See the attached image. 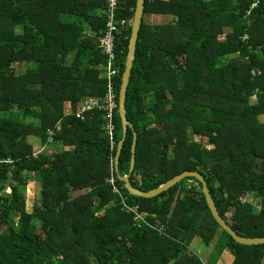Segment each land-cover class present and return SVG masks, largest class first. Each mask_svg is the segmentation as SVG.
<instances>
[{
  "label": "trees",
  "instance_id": "1",
  "mask_svg": "<svg viewBox=\"0 0 264 264\" xmlns=\"http://www.w3.org/2000/svg\"><path fill=\"white\" fill-rule=\"evenodd\" d=\"M136 3L120 0L117 10L127 22L115 41L111 148L103 111L75 113L107 91L106 0H0V264H205L195 238L231 251L232 264H264V244L222 229L197 178L151 198L120 179L150 191L198 171L236 233L264 237V0H145L126 95L133 128L116 170ZM150 14L169 20L153 26ZM28 176L41 187L31 209Z\"/></svg>",
  "mask_w": 264,
  "mask_h": 264
},
{
  "label": "water",
  "instance_id": "2",
  "mask_svg": "<svg viewBox=\"0 0 264 264\" xmlns=\"http://www.w3.org/2000/svg\"><path fill=\"white\" fill-rule=\"evenodd\" d=\"M144 8H145V0H137L135 13L132 19L131 24V37L129 40V51L127 54V59L125 63V70L122 75V84L119 91V116L121 118L122 123V129H123V136L121 141L118 144L117 147V153L115 157V168L118 170V163L119 158L121 154V150L124 144V141L126 140L127 136V130L128 127H132V124L127 119V109H126V95H127V89L130 82V76L131 71L133 67V63L136 57V49H137V42L139 37V31L141 28V24L143 21V15H144ZM136 143H137V133L134 132V139H133V145H132V158L130 163V172L133 171L135 167V152H136ZM186 177H195L197 178L202 184H203V192L205 195L206 202L210 208V211L214 217V219L217 221V223L224 229L228 234H230L233 239L241 244L246 245H257V244H264V237H245L241 236L236 233V231L226 222V220L220 215L218 208L214 202V199L210 193L209 187L207 185V182L203 175L199 173L198 171H184L176 176H174L172 179L166 181L165 183L161 184L155 189H152L150 191H142L136 187H134L130 181V175H124L121 176L120 179L125 182V187L129 191L131 195L140 196V197H146L151 198L154 196L159 195L163 191H167L175 184L179 183L181 180H183Z\"/></svg>",
  "mask_w": 264,
  "mask_h": 264
},
{
  "label": "built area",
  "instance_id": "3",
  "mask_svg": "<svg viewBox=\"0 0 264 264\" xmlns=\"http://www.w3.org/2000/svg\"><path fill=\"white\" fill-rule=\"evenodd\" d=\"M120 0H106V28L103 36L100 38L99 47L106 55L107 64L105 67V75L107 80V91L103 98L89 97L80 101L76 107L75 113L77 116L84 117V112L98 109L103 111L105 117V131L108 135L110 147L114 148L115 140V124L113 121L114 112L118 108L117 94L115 88V78L117 75L116 69V54L115 41L117 34L122 27L126 25V19H119L117 10ZM114 181L113 178L110 180ZM135 214V219H142L138 213V206H133L129 209Z\"/></svg>",
  "mask_w": 264,
  "mask_h": 264
},
{
  "label": "rangeland",
  "instance_id": "4",
  "mask_svg": "<svg viewBox=\"0 0 264 264\" xmlns=\"http://www.w3.org/2000/svg\"><path fill=\"white\" fill-rule=\"evenodd\" d=\"M146 17L147 16H145V18ZM168 20H169V18L165 17L164 21L162 19V21L151 22L152 20L150 21L147 18L146 22L149 24L151 23V24L156 25L159 22L164 24ZM69 111H71V108L68 107L67 112H69ZM262 119L264 120V117H262ZM196 139H199V137H197ZM29 141L32 144L33 151L35 153L42 150V145L36 136H29ZM60 147H64L67 149L71 148V147H65V146H60ZM28 177L30 180L28 181L25 188H23V189H24V195H25L26 200H27V208L31 209L32 205L34 203H36L37 201H39V199H40L41 187H40L39 183H37L34 180L33 181L31 180L32 176H28ZM191 183H193V181H189V184H191ZM245 199H249V201H252L253 197L248 196ZM215 246H216V241H214V240L209 245H206L199 238H196L195 243L193 242L191 244L190 248L194 252H196L199 257H201V259L205 262V264H230L234 260V255L231 251H229L227 249H222V251L216 250Z\"/></svg>",
  "mask_w": 264,
  "mask_h": 264
},
{
  "label": "crops",
  "instance_id": "5",
  "mask_svg": "<svg viewBox=\"0 0 264 264\" xmlns=\"http://www.w3.org/2000/svg\"><path fill=\"white\" fill-rule=\"evenodd\" d=\"M165 17H168L169 18V16H164V15H162V14H150L149 16L147 15V17H146V19H145V21L147 20V18H148V20H152L151 22H155V21H162V19H163V21H164V18ZM149 24V23H148ZM151 24V23H150ZM163 25V23H158V24H151V25H153V26H157V25ZM89 97V96H88ZM93 97V96H92ZM79 103L80 102H78V104H77V106L76 107H78V105H79ZM72 109V108H71ZM66 147V146H65ZM67 149V148H66ZM196 239V238H195ZM195 239L192 241V243L194 242L195 243ZM234 261V260H233ZM233 261L230 263V264H232L233 263Z\"/></svg>",
  "mask_w": 264,
  "mask_h": 264
}]
</instances>
